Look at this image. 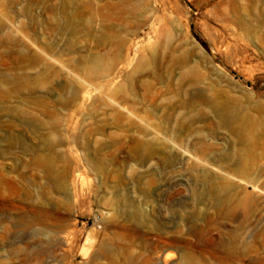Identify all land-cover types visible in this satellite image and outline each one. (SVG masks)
<instances>
[{
  "label": "rangeland",
  "instance_id": "1",
  "mask_svg": "<svg viewBox=\"0 0 264 264\" xmlns=\"http://www.w3.org/2000/svg\"><path fill=\"white\" fill-rule=\"evenodd\" d=\"M0 264H264V0H0Z\"/></svg>",
  "mask_w": 264,
  "mask_h": 264
},
{
  "label": "bare ground",
  "instance_id": "2",
  "mask_svg": "<svg viewBox=\"0 0 264 264\" xmlns=\"http://www.w3.org/2000/svg\"><path fill=\"white\" fill-rule=\"evenodd\" d=\"M63 242H66V237H63Z\"/></svg>",
  "mask_w": 264,
  "mask_h": 264
}]
</instances>
